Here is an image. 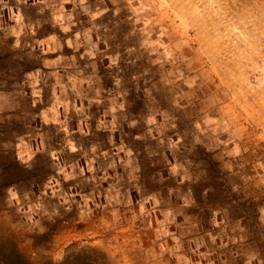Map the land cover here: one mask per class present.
I'll use <instances>...</instances> for the list:
<instances>
[{
  "label": "rangeland",
  "instance_id": "1",
  "mask_svg": "<svg viewBox=\"0 0 264 264\" xmlns=\"http://www.w3.org/2000/svg\"><path fill=\"white\" fill-rule=\"evenodd\" d=\"M0 264H264V0H0Z\"/></svg>",
  "mask_w": 264,
  "mask_h": 264
}]
</instances>
